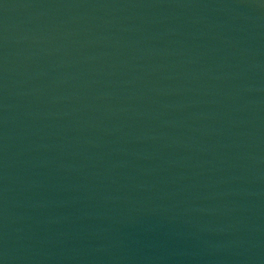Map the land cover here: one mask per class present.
Here are the masks:
<instances>
[{"label": "water", "instance_id": "obj_1", "mask_svg": "<svg viewBox=\"0 0 264 264\" xmlns=\"http://www.w3.org/2000/svg\"><path fill=\"white\" fill-rule=\"evenodd\" d=\"M0 264H264V0H0Z\"/></svg>", "mask_w": 264, "mask_h": 264}]
</instances>
